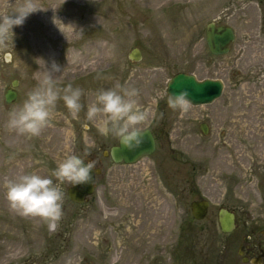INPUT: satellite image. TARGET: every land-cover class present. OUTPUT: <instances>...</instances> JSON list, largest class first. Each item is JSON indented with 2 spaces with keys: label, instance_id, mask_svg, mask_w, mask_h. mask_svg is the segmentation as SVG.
Wrapping results in <instances>:
<instances>
[{
  "label": "rangeland",
  "instance_id": "374dc122",
  "mask_svg": "<svg viewBox=\"0 0 264 264\" xmlns=\"http://www.w3.org/2000/svg\"><path fill=\"white\" fill-rule=\"evenodd\" d=\"M16 2L0 0V13H11ZM36 3L40 10L0 46V264H244L237 253L242 237L264 226V0ZM53 17L73 28L62 33ZM209 21L233 27L227 54L209 52ZM135 46L142 53L137 62L127 57ZM53 61L61 68L57 87L83 90L78 117L58 100L39 137L9 132L8 113ZM180 71L222 79V95L181 115L166 95L167 80ZM13 79L18 96L7 103ZM116 85L138 90L139 105L150 113L141 127L156 139L154 152L134 164L104 155L118 140L86 119L95 93ZM68 151L94 161L101 173L81 204L69 200L70 184L61 185L63 215L50 232L40 218L10 208L3 183L32 172L59 183L51 173ZM199 198L210 205L198 221L189 204ZM220 206L235 213L231 233L220 231Z\"/></svg>",
  "mask_w": 264,
  "mask_h": 264
},
{
  "label": "clouds",
  "instance_id": "9594fccd",
  "mask_svg": "<svg viewBox=\"0 0 264 264\" xmlns=\"http://www.w3.org/2000/svg\"><path fill=\"white\" fill-rule=\"evenodd\" d=\"M40 10L36 0H17L11 13H0V46L13 36V28L22 26L27 17ZM53 24L64 33V29L73 28L64 25L53 17ZM71 50H68V61ZM164 71V69H160ZM61 68L54 61L51 69L44 74L40 84L27 93V98L19 107L8 113L5 128L9 132L28 138L39 137L43 130L51 126L53 110L58 100H63L73 118L78 117L83 108L81 97L84 94L79 87L68 84L59 88L54 73ZM139 92L135 88L121 87L101 89L95 93V100L88 104L86 119L93 122L98 132L105 137L112 136L129 151H135L144 143V130L141 125L149 119V110L138 103ZM161 95H164L163 93ZM189 93L182 91L178 95L168 94V105L179 110L181 115L192 108ZM94 161L85 160L73 154L65 153L57 161L51 175L59 182L54 184L51 178L38 172L20 175L14 179L5 178L3 187L10 208L24 217H38L43 220L50 232H55L62 218L63 191L61 185L67 182L73 186L92 182Z\"/></svg>",
  "mask_w": 264,
  "mask_h": 264
},
{
  "label": "water",
  "instance_id": "95a60500",
  "mask_svg": "<svg viewBox=\"0 0 264 264\" xmlns=\"http://www.w3.org/2000/svg\"><path fill=\"white\" fill-rule=\"evenodd\" d=\"M235 31L232 26L226 23H216L209 21L205 25V41L208 50L213 55H225L230 50V45L235 40ZM127 57L130 61L137 62L142 58L141 50L138 47H132ZM18 80L13 79L11 86L4 91V100L7 103L16 101L18 92L15 88ZM224 82L219 78L198 79L193 73L176 72L166 82V95H178L182 91L189 93L188 99L192 105H202L212 103L222 95ZM144 143L135 151H129L121 143L112 145L109 149L103 150V154L109 156L114 163L134 164L145 156L151 155L156 148V139L149 128H144ZM200 130L207 134L208 125L202 123ZM82 158V157H80ZM83 159V158H82ZM85 160V159H84ZM88 161L85 160V163ZM101 173L100 167L93 169L92 182L84 185L70 186L67 188V196L71 202L81 204L86 202L87 198L95 191L96 176ZM210 202L206 198L192 200L189 204L190 213L193 219L202 220L208 214ZM217 221L222 233H231L236 226L235 213L227 207L220 206L217 210ZM264 234V229L263 232ZM239 254L242 251L239 250ZM245 262L246 259L242 258Z\"/></svg>",
  "mask_w": 264,
  "mask_h": 264
},
{
  "label": "flooded vegetation",
  "instance_id": "af4514ba",
  "mask_svg": "<svg viewBox=\"0 0 264 264\" xmlns=\"http://www.w3.org/2000/svg\"><path fill=\"white\" fill-rule=\"evenodd\" d=\"M203 122L199 124L200 126ZM201 131V130H200ZM202 133V132H201ZM203 134V133H202ZM264 226L258 231L250 230L242 237L243 243L238 247L237 253L242 258H245L246 261L244 264H264V234L262 233ZM239 250L242 251V254H239ZM22 264H41V263H22ZM88 264H91L90 262ZM103 264H106V262Z\"/></svg>",
  "mask_w": 264,
  "mask_h": 264
}]
</instances>
